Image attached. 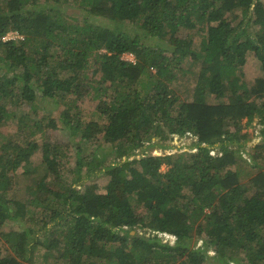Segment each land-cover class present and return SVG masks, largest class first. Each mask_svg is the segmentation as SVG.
<instances>
[{
  "label": "trees",
  "instance_id": "obj_1",
  "mask_svg": "<svg viewBox=\"0 0 264 264\" xmlns=\"http://www.w3.org/2000/svg\"><path fill=\"white\" fill-rule=\"evenodd\" d=\"M9 31L21 38L4 40ZM248 54L261 71L251 80L240 72ZM183 62L193 71L179 93ZM3 68L0 227H21L0 231V264H27L38 246L50 264H264L262 0H0ZM83 100L100 120L83 119ZM47 101L64 109L35 127L43 117L68 131L75 155L87 149L67 171L68 148L36 143L26 123ZM251 126L261 139L247 147ZM187 133L188 150L134 153ZM30 220H42L40 236Z\"/></svg>",
  "mask_w": 264,
  "mask_h": 264
},
{
  "label": "rangeland",
  "instance_id": "obj_2",
  "mask_svg": "<svg viewBox=\"0 0 264 264\" xmlns=\"http://www.w3.org/2000/svg\"><path fill=\"white\" fill-rule=\"evenodd\" d=\"M264 3V0H262ZM62 12L66 13L69 16H82L86 14V12L77 6H72L68 8H63ZM110 23L111 26H115L117 28H121V29H129L128 25L126 26V24L120 23V22H116V21H105V24ZM131 29V28H130ZM13 35V34H12ZM197 36H194L193 41H194V45L197 44ZM3 71L0 72V75H2L6 68L2 69ZM178 70V78H181V80H177V87H178V92L180 93L181 91L184 90V92H186V88H188V90L190 89L189 84H190V79L192 77V71L193 68L189 67L188 65H186L184 62L182 64H179V67L177 68ZM240 72L241 74L251 80L253 77L257 76L260 74V64L258 62V60L253 56V54H248L246 59L241 63L240 65ZM182 83L184 85H182ZM80 107L82 109V117L85 121H88L90 119H98L97 114L95 112V108L92 105L91 102H88L87 100H83L82 102H80ZM27 109L26 107H22ZM64 109V106L62 105V103L59 104H55L52 101H47L43 104H41V107L38 106L37 110H38V114L37 115H33L32 113H29L26 123L27 125L31 126L33 128L34 134H35V140L36 143H40L41 141H49L52 144H59L61 146L64 147V149L67 147L68 151L65 149V153L67 155H69L68 161L67 158H64L63 164H65V168L66 171L67 169L73 168L74 167V162L79 158L82 159L83 155L87 152V149L84 148L82 151L77 152L75 155V151L74 150H70L71 149V145H72V141L71 138L68 134V131L62 128H58V129H53L50 127H46L44 124V121L46 120L43 117H40L42 123H43V127L42 129H37L33 123V118L34 119H38L39 116H46L49 114L50 117H52L53 119L57 120L59 118V113ZM18 111H16L17 114ZM37 116V117H36ZM227 123L230 124L231 122L229 120H227ZM244 121H242L243 125ZM231 125V124H230ZM1 129H4V127H2ZM260 127L259 126H251V127H242L241 129V133H247V137H248V143H247V147L253 146L258 140H260L261 138L259 137V132H260ZM4 133L3 134H7L10 136V138H12V143L15 142L16 139H18L19 137H15L12 134L15 131V125H10L8 128L4 129ZM196 140V138H194L191 135L185 134L184 136H179V135H175L173 136L171 139L167 140V141H158V143H164L167 144L169 146V148H167L166 150H160L158 148H152L150 146H146L143 147L142 149H138L136 150L134 153L139 154L141 152H147L150 153L152 152L155 155H160L161 153L163 154H167L169 152V150H180V151H184V150H188L189 147L194 143V141ZM76 156V157H75ZM244 156H246L244 154ZM109 159V158H108ZM107 159V163L109 162V160ZM245 169H248L247 167H245L244 165H242ZM164 169V167H162L161 171ZM84 173V172H83ZM83 173L81 175H83ZM96 173V172H95ZM73 173H70L68 175H66V179L67 182L69 181L70 178H72ZM92 177L94 180L99 182V186L105 184V179H101V177L99 176H90ZM248 176H246L245 174L242 175L241 177V182H245L247 181ZM20 181H17V183L15 182V189L11 190L9 192V194L7 195V197H15L18 195V189L19 186H21ZM87 182H89V180H87ZM22 190V188L20 189ZM101 191H103V189H101ZM17 194V195H16ZM132 202L134 203V199L132 198ZM42 220H47L48 221V217H44L41 216ZM42 220L41 221H34V220H30V221H25L23 223L24 227H30L31 230H33L37 236H40L42 234V231L40 230V228H42ZM21 224L17 223V222H13V221H6L1 227H0V231L3 232H8V231H18L20 230ZM199 231H193L194 237L192 238L193 242L195 243V246H200L202 245V241L203 237L201 236V234H198ZM34 234V233H33ZM161 236V235H160ZM166 237V236H165ZM172 240V238H169ZM209 255H213L214 251L212 249H208L207 250ZM45 251L43 248H41L40 246H38L36 248V252L34 253L33 256H31V259L27 262V264H50L51 260H47L45 259ZM211 258L209 257L208 260H205V262H203L202 264H212L210 262Z\"/></svg>",
  "mask_w": 264,
  "mask_h": 264
},
{
  "label": "built area",
  "instance_id": "obj_3",
  "mask_svg": "<svg viewBox=\"0 0 264 264\" xmlns=\"http://www.w3.org/2000/svg\"><path fill=\"white\" fill-rule=\"evenodd\" d=\"M13 34V35H12ZM14 37H18V34L16 33V31H10L8 32L4 37L3 39H9V38H14ZM126 58L129 60V61H132L134 62V57L133 55L129 54V55H126Z\"/></svg>",
  "mask_w": 264,
  "mask_h": 264
},
{
  "label": "clouds",
  "instance_id": "obj_4",
  "mask_svg": "<svg viewBox=\"0 0 264 264\" xmlns=\"http://www.w3.org/2000/svg\"><path fill=\"white\" fill-rule=\"evenodd\" d=\"M9 32H10V31H9ZM18 37L21 38V36H19V35H18ZM187 134H188V133H187ZM184 135H185V134H184ZM184 135H183V136H184ZM188 135H191V134H188ZM191 136H192V135H191ZM193 137H194V136H193ZM194 138H195V137H194ZM168 153H169V152H168ZM168 153H167V154H168ZM161 154H162V153H161Z\"/></svg>",
  "mask_w": 264,
  "mask_h": 264
}]
</instances>
